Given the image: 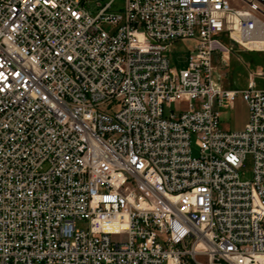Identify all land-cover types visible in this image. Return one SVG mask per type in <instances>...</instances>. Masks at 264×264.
I'll return each instance as SVG.
<instances>
[{"label":"built area","instance_id":"obj_1","mask_svg":"<svg viewBox=\"0 0 264 264\" xmlns=\"http://www.w3.org/2000/svg\"><path fill=\"white\" fill-rule=\"evenodd\" d=\"M112 3L0 0V264H264V89L212 77L264 0Z\"/></svg>","mask_w":264,"mask_h":264},{"label":"rangeland","instance_id":"obj_2","mask_svg":"<svg viewBox=\"0 0 264 264\" xmlns=\"http://www.w3.org/2000/svg\"><path fill=\"white\" fill-rule=\"evenodd\" d=\"M105 0H100L102 3ZM122 0H113L111 9H117ZM85 9L92 15L96 7L92 1L85 3ZM189 41H176L170 45L168 56L170 66L174 69L185 67L188 54ZM230 51L224 60L219 59L213 62L214 70L212 77L222 88L236 91L242 90L248 77L252 74L254 86L264 89V51L245 50L240 46L228 43ZM260 72L261 75L255 74ZM247 120V108L239 95H236L230 106L218 108V126L223 130L234 131L243 127ZM191 154H196V148L191 145ZM239 178L246 180L251 178V157L244 156L242 165L238 170ZM83 221H76V227H84ZM190 264V263H188Z\"/></svg>","mask_w":264,"mask_h":264},{"label":"crops","instance_id":"obj_3","mask_svg":"<svg viewBox=\"0 0 264 264\" xmlns=\"http://www.w3.org/2000/svg\"><path fill=\"white\" fill-rule=\"evenodd\" d=\"M216 60H218V58H217V56H214V57H213V61H216ZM248 78H251V80L253 81V76H252V74H251ZM253 82H254V81H253Z\"/></svg>","mask_w":264,"mask_h":264},{"label":"bare ground","instance_id":"obj_4","mask_svg":"<svg viewBox=\"0 0 264 264\" xmlns=\"http://www.w3.org/2000/svg\"><path fill=\"white\" fill-rule=\"evenodd\" d=\"M247 46L249 45V44H247V43H245Z\"/></svg>","mask_w":264,"mask_h":264}]
</instances>
